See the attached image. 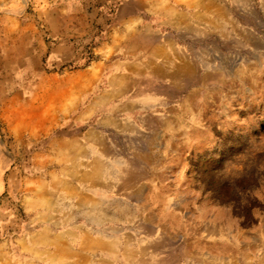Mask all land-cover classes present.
I'll list each match as a JSON object with an SVG mask.
<instances>
[{"label": "rangeland", "instance_id": "1", "mask_svg": "<svg viewBox=\"0 0 264 264\" xmlns=\"http://www.w3.org/2000/svg\"><path fill=\"white\" fill-rule=\"evenodd\" d=\"M99 1L0 0V243L37 211L88 208L111 245L94 264H264V0H174L205 7L174 40L186 84H109L111 54L143 40L109 42Z\"/></svg>", "mask_w": 264, "mask_h": 264}, {"label": "crops", "instance_id": "2", "mask_svg": "<svg viewBox=\"0 0 264 264\" xmlns=\"http://www.w3.org/2000/svg\"><path fill=\"white\" fill-rule=\"evenodd\" d=\"M99 2L107 3L110 7L115 6L117 9L110 23L115 26L120 25L119 27L110 30L109 18L103 20V25L109 28L106 31V27H102L105 28L109 42L112 43L115 36H121V33L124 36L130 31L132 32L128 36L130 40L133 41L135 38L139 43L143 40L136 51L121 46L111 54L110 58L118 59L112 64H104V73L115 72L113 76H109V84L116 78L131 79L132 70L137 68L141 69V75H146L153 81L152 84L189 82L188 52L180 41L174 40L179 36L178 31L186 39L190 36L191 17L195 19L194 24L205 21L204 4L199 1L197 9L191 11L187 4L174 0H168L163 5L158 0H100ZM151 33L155 38L151 43H157L155 57L149 51L150 45L153 44L149 43ZM152 54L154 55L153 50ZM89 69L90 66L80 71V74L87 75ZM90 106L92 103L78 120L86 119L84 114L91 109ZM87 187L90 188V185ZM82 196L86 201L95 199L93 193H83ZM60 197L64 201L71 199L66 194ZM52 213L47 210L37 211L20 227L22 232L26 233L21 234L22 238L7 240L4 244L1 242L0 248L6 250V256L0 258V261H5L0 264H94V247L102 245L110 248V241H106L107 238H94L92 229H89L92 222L88 220V208L84 214L66 210L60 212L58 216H53ZM81 218L85 219L81 220ZM19 226L20 224L16 227L17 230ZM27 233L29 238L26 237ZM152 242L154 243L151 240L150 243ZM134 246L136 249V245ZM98 261L108 263L105 258H100Z\"/></svg>", "mask_w": 264, "mask_h": 264}]
</instances>
